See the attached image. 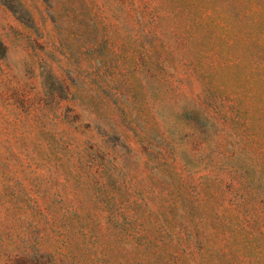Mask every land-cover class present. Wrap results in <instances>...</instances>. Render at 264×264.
<instances>
[{
    "label": "rangeland",
    "instance_id": "1",
    "mask_svg": "<svg viewBox=\"0 0 264 264\" xmlns=\"http://www.w3.org/2000/svg\"><path fill=\"white\" fill-rule=\"evenodd\" d=\"M0 264H264V0H0Z\"/></svg>",
    "mask_w": 264,
    "mask_h": 264
}]
</instances>
